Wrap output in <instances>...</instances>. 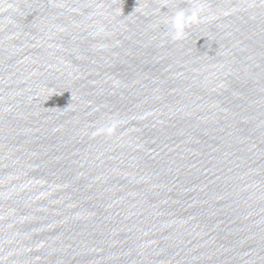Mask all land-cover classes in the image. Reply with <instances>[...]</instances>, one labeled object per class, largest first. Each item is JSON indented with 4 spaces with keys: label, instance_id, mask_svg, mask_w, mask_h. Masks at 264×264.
<instances>
[{
    "label": "water",
    "instance_id": "obj_1",
    "mask_svg": "<svg viewBox=\"0 0 264 264\" xmlns=\"http://www.w3.org/2000/svg\"><path fill=\"white\" fill-rule=\"evenodd\" d=\"M195 2L0 0V264H264V0Z\"/></svg>",
    "mask_w": 264,
    "mask_h": 264
},
{
    "label": "clouds",
    "instance_id": "obj_2",
    "mask_svg": "<svg viewBox=\"0 0 264 264\" xmlns=\"http://www.w3.org/2000/svg\"><path fill=\"white\" fill-rule=\"evenodd\" d=\"M205 11V5L196 0V2L187 8L176 9L171 16H169L164 22L168 26V35L173 41H181L187 35V30L192 26L198 25L207 19L203 15ZM121 122L118 120H112L106 122L101 127L96 129L93 135H107L112 136L118 125Z\"/></svg>",
    "mask_w": 264,
    "mask_h": 264
}]
</instances>
